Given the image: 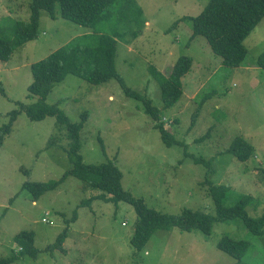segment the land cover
Wrapping results in <instances>:
<instances>
[{
    "label": "rangeland",
    "instance_id": "obj_1",
    "mask_svg": "<svg viewBox=\"0 0 264 264\" xmlns=\"http://www.w3.org/2000/svg\"><path fill=\"white\" fill-rule=\"evenodd\" d=\"M136 1L148 22L131 43L122 42L129 35L119 42L117 70L128 87L146 93L162 108L151 67L167 75L179 57L193 58L192 72L183 78L184 96L163 118L188 155L182 145L169 147L162 141L155 122L116 80L93 85L69 74L54 86L47 103L58 105L74 123L85 111L89 113L82 132L85 163L116 159L124 189L144 198L149 207L166 214H180L186 208L214 213L212 182L227 185L238 195L251 194L256 205H250L249 213L260 216L264 209L260 170L264 167V70L256 62L264 52V19L244 42L249 51L244 64L230 68L213 53L205 37L191 40V23L180 22L167 32L183 17L198 16L210 0ZM31 3L0 0V24L28 21ZM91 31L60 15L52 19L42 13L38 37L15 51L8 62L0 61V127L9 122V113L21 110L19 103L37 100L28 98L32 64ZM204 92L213 96L200 106L198 97ZM59 132L55 117L32 121L22 111L0 149V257L19 250L14 238L27 230L35 233V246L42 251L37 259L25 256L15 264H237L217 247L228 235L250 243L245 260L264 264V236L253 235L237 219L216 222L211 235L179 228L158 230L135 256L131 238L137 214L131 204L121 202L117 207L97 200L91 207H78L99 192L72 175L33 201L23 188L25 182L58 180L71 168L63 148L66 131L63 145L47 147ZM236 137L251 143L254 159L242 163L228 152ZM194 156L212 160L211 167L198 165ZM65 228L69 232L62 247L50 249Z\"/></svg>",
    "mask_w": 264,
    "mask_h": 264
},
{
    "label": "trees",
    "instance_id": "obj_2",
    "mask_svg": "<svg viewBox=\"0 0 264 264\" xmlns=\"http://www.w3.org/2000/svg\"><path fill=\"white\" fill-rule=\"evenodd\" d=\"M43 12L52 19L60 15L66 20L92 29V33L74 38L72 42L32 64L33 81L28 88V98L37 100L30 104L19 103L21 110L9 113V122L0 127V149L6 137L11 134L13 125L22 111L26 112L32 121H41L49 116L56 118L60 132L50 140L47 147L63 145L62 132L66 131L64 136L67 138V145L63 148L68 155L71 168L58 180L25 182L23 188L30 193L33 201H38L46 192L57 189L68 176L72 175L99 192L84 199L78 207H91L97 200L111 202L117 207L121 202L131 204L137 214L131 238L135 256L146 248L158 230L179 228L186 232L200 231L205 235H211L216 222L237 219L244 223L253 235L264 236V209L258 217L250 215L248 208L250 205L252 207L256 205L251 194L238 195L227 185L210 182L214 213L186 208L180 214H166L149 207L144 198L136 197L124 189L123 173L116 159L101 164L85 163L82 155V132L89 113L85 111L81 120L74 123L58 105L48 104L47 97L56 84L62 82L69 74L93 85L116 80L121 84L125 94L137 100L144 113L155 122V128L167 146L178 144L184 147L166 127L163 118L167 116L166 111L173 108L184 96L183 78L192 72L193 58L179 57L167 75L151 67L150 70L160 89L162 108H159L149 95L128 87L116 67L118 44L121 39L124 40L125 36L129 35L130 38L122 42L131 43L132 36H139L148 22L136 0H32L31 16L28 21L0 24V61L8 62L15 51L38 37ZM263 19L264 0H210L198 16L183 17L174 22L167 32L175 29L180 22L191 23L193 31L191 40L196 36L205 37L213 53L222 59L223 65L238 68L244 64L249 53L245 40ZM119 25H123L121 30H118ZM256 64L264 70V52ZM211 95L206 92L200 94L199 105L206 103ZM102 148L103 152H106L104 144ZM184 152L188 155L186 147ZM228 152L242 163L255 158V149L242 137H236L232 141ZM193 159L198 165L211 167L212 160L207 161L196 156ZM260 170L264 180V167ZM78 207L71 219L73 221L77 220ZM68 232L69 229L65 228L49 248L62 247ZM14 240L20 249L13 250L7 257H0V264H15L25 256L37 259L42 251L35 246L33 231L24 230L16 235ZM217 247L236 259L237 264H252L245 260L250 248V243L246 240L225 235L219 240ZM61 250L65 251L63 248Z\"/></svg>",
    "mask_w": 264,
    "mask_h": 264
}]
</instances>
